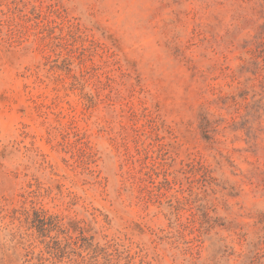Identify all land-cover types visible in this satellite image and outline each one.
<instances>
[{
    "label": "rangeland",
    "instance_id": "rangeland-1",
    "mask_svg": "<svg viewBox=\"0 0 264 264\" xmlns=\"http://www.w3.org/2000/svg\"><path fill=\"white\" fill-rule=\"evenodd\" d=\"M55 218L95 264H264V0H0V264L91 263Z\"/></svg>",
    "mask_w": 264,
    "mask_h": 264
},
{
    "label": "trees",
    "instance_id": "trees-1",
    "mask_svg": "<svg viewBox=\"0 0 264 264\" xmlns=\"http://www.w3.org/2000/svg\"><path fill=\"white\" fill-rule=\"evenodd\" d=\"M35 227H36L37 231L42 236H47V237H49V235H47L48 232H51L52 230H55L57 228L56 230L60 231V233H62L64 235V238L63 239H57L58 236H54V237H51L50 240H52L51 242H52V244H54V249L61 251V252H65L64 250L68 246H70L71 243L76 245V244H78V241L81 240V244L78 247L82 248L84 251L85 250L91 251V253L94 254L93 256H90V258H91L90 261H92V262L89 264H95L94 260H95V257L97 256V253L101 250L102 251L104 250L103 247L99 246L98 244L93 243L92 237L86 238L83 235L84 228L78 227L77 231L80 233V235L72 237V235L70 234V229L68 227H66L63 223H61L58 219H56L54 224H50L49 227L48 226L45 227V224L43 223V221H41V223L36 225ZM72 238H74V239H72ZM46 245H47V247H50L49 242H47Z\"/></svg>",
    "mask_w": 264,
    "mask_h": 264
}]
</instances>
